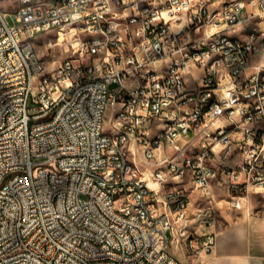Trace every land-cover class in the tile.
<instances>
[{
	"label": "built area",
	"instance_id": "1",
	"mask_svg": "<svg viewBox=\"0 0 264 264\" xmlns=\"http://www.w3.org/2000/svg\"><path fill=\"white\" fill-rule=\"evenodd\" d=\"M19 4L15 25L0 9V264L212 254L220 202L264 195V0ZM38 40L67 57L48 70Z\"/></svg>",
	"mask_w": 264,
	"mask_h": 264
},
{
	"label": "crops",
	"instance_id": "2",
	"mask_svg": "<svg viewBox=\"0 0 264 264\" xmlns=\"http://www.w3.org/2000/svg\"><path fill=\"white\" fill-rule=\"evenodd\" d=\"M198 199L192 200V207L198 206ZM232 210L221 221L220 210L212 254L188 256L182 247L184 253L177 259L182 264H264V210L255 211L251 196L247 210Z\"/></svg>",
	"mask_w": 264,
	"mask_h": 264
},
{
	"label": "rangeland",
	"instance_id": "3",
	"mask_svg": "<svg viewBox=\"0 0 264 264\" xmlns=\"http://www.w3.org/2000/svg\"><path fill=\"white\" fill-rule=\"evenodd\" d=\"M19 0H0V9L2 12L6 13V21L10 25H15V14L14 12L19 8ZM36 42V49L42 60L45 62V66L48 70H52L59 66V64L67 57V54H63V47L60 45L53 49L50 53H47L43 47V43L38 40ZM190 84L192 85L191 81ZM192 200L198 198V194H192ZM252 205L255 208V211L264 210V195H251ZM221 216L220 221L225 220L226 216L233 212L227 202H222L220 204ZM168 240L171 239L170 232L167 233ZM169 252L176 258L182 256L184 251L182 247L171 244L169 246ZM188 254V253H187ZM189 256V255H188Z\"/></svg>",
	"mask_w": 264,
	"mask_h": 264
},
{
	"label": "bare ground",
	"instance_id": "4",
	"mask_svg": "<svg viewBox=\"0 0 264 264\" xmlns=\"http://www.w3.org/2000/svg\"><path fill=\"white\" fill-rule=\"evenodd\" d=\"M62 41H59V45L62 46ZM237 102H246V95H237ZM51 120H53V113H46L43 116V124H50Z\"/></svg>",
	"mask_w": 264,
	"mask_h": 264
}]
</instances>
